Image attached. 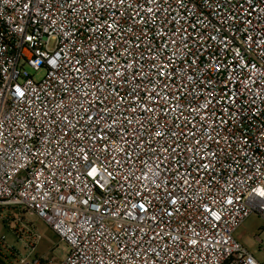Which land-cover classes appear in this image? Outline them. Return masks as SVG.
I'll use <instances>...</instances> for the list:
<instances>
[{
	"label": "built area",
	"instance_id": "1",
	"mask_svg": "<svg viewBox=\"0 0 264 264\" xmlns=\"http://www.w3.org/2000/svg\"><path fill=\"white\" fill-rule=\"evenodd\" d=\"M261 192L264 0H0V264H264Z\"/></svg>",
	"mask_w": 264,
	"mask_h": 264
},
{
	"label": "rangeland",
	"instance_id": "2",
	"mask_svg": "<svg viewBox=\"0 0 264 264\" xmlns=\"http://www.w3.org/2000/svg\"><path fill=\"white\" fill-rule=\"evenodd\" d=\"M44 77V73H40L35 76L36 80H41ZM39 233L41 235V241L39 243V254L44 259L51 261V264H59L69 253V246L59 240L58 236L44 223L36 222ZM235 238L249 250L258 260L264 258V254L261 251V247L264 246V220L251 216L243 222L242 225L236 230ZM10 241L14 242L11 235H9ZM258 240L263 241L260 245Z\"/></svg>",
	"mask_w": 264,
	"mask_h": 264
},
{
	"label": "snow or ice",
	"instance_id": "3",
	"mask_svg": "<svg viewBox=\"0 0 264 264\" xmlns=\"http://www.w3.org/2000/svg\"><path fill=\"white\" fill-rule=\"evenodd\" d=\"M261 195L262 196H264V192H261ZM175 201H173V203H174ZM213 215H215V213H213ZM219 217H217V219H218Z\"/></svg>",
	"mask_w": 264,
	"mask_h": 264
}]
</instances>
